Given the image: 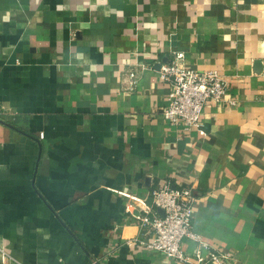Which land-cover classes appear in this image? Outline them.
I'll list each match as a JSON object with an SVG mask.
<instances>
[{
	"label": "crops",
	"instance_id": "crops-1",
	"mask_svg": "<svg viewBox=\"0 0 264 264\" xmlns=\"http://www.w3.org/2000/svg\"><path fill=\"white\" fill-rule=\"evenodd\" d=\"M174 51L228 81L191 128L163 113ZM164 181L209 249L264 264V0H0V264H187L126 211Z\"/></svg>",
	"mask_w": 264,
	"mask_h": 264
},
{
	"label": "built area",
	"instance_id": "built-area-1",
	"mask_svg": "<svg viewBox=\"0 0 264 264\" xmlns=\"http://www.w3.org/2000/svg\"><path fill=\"white\" fill-rule=\"evenodd\" d=\"M131 75L135 81L136 71H132ZM160 76L171 86L168 105L163 113L173 124H182L187 128L199 125L205 104L210 99L217 102L228 100L226 76L217 68L201 70L188 66L183 51H174L171 59L161 65ZM151 197L152 206H137L134 202L127 204L126 211L137 218L145 235L135 241L187 264H230V252L209 249L202 235L194 230L197 198L193 186L174 187L168 182H159L153 188ZM187 236L198 243L196 259L181 247L183 238ZM2 252L8 256L4 248Z\"/></svg>",
	"mask_w": 264,
	"mask_h": 264
},
{
	"label": "water",
	"instance_id": "water-1",
	"mask_svg": "<svg viewBox=\"0 0 264 264\" xmlns=\"http://www.w3.org/2000/svg\"><path fill=\"white\" fill-rule=\"evenodd\" d=\"M159 210H160L162 213H164L163 209L160 208Z\"/></svg>",
	"mask_w": 264,
	"mask_h": 264
}]
</instances>
